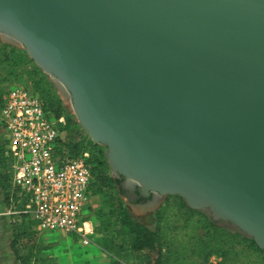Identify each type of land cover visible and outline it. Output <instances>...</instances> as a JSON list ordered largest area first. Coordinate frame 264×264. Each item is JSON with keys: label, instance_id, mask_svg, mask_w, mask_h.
I'll return each mask as SVG.
<instances>
[{"label": "water", "instance_id": "95a60500", "mask_svg": "<svg viewBox=\"0 0 264 264\" xmlns=\"http://www.w3.org/2000/svg\"><path fill=\"white\" fill-rule=\"evenodd\" d=\"M0 36L112 175L264 250V0H0Z\"/></svg>", "mask_w": 264, "mask_h": 264}, {"label": "trees", "instance_id": "16d2710c", "mask_svg": "<svg viewBox=\"0 0 264 264\" xmlns=\"http://www.w3.org/2000/svg\"><path fill=\"white\" fill-rule=\"evenodd\" d=\"M30 63L25 51L0 42V82L4 79V71ZM11 73L7 72L8 75ZM30 89L43 100L46 111L55 118L63 116L61 103L44 78L32 81ZM63 117L65 127L62 130L68 135L75 134L68 126L70 118ZM86 139L74 143L71 137L65 144L71 155L89 148L87 162L92 166L94 175L92 193L98 196L102 191L114 188L116 181L110 176L98 174L97 171L106 165L104 152L99 145ZM4 150L5 144L0 138V185L5 184L8 188L10 171L5 165ZM6 195L8 206V192ZM113 206L107 212L109 218H113L108 249L114 261L109 264H264V250L259 249L251 238L218 225L201 211L189 209L179 196H169L155 211L154 229L136 221L123 205L115 204L114 209ZM29 229V223L22 227L13 224L10 247L16 264H58L51 256L37 254ZM152 253L155 255L151 256ZM212 257L216 258L215 263L209 262Z\"/></svg>", "mask_w": 264, "mask_h": 264}, {"label": "built area", "instance_id": "2783aa9c", "mask_svg": "<svg viewBox=\"0 0 264 264\" xmlns=\"http://www.w3.org/2000/svg\"><path fill=\"white\" fill-rule=\"evenodd\" d=\"M63 127L64 117L46 111L30 88L15 86L2 95L0 138L10 171L6 215L17 226L29 223L37 232L74 235L87 245L94 230L92 220L83 215L93 197L89 148L71 155L66 141L82 138L68 135Z\"/></svg>", "mask_w": 264, "mask_h": 264}, {"label": "rangeland", "instance_id": "374dc122", "mask_svg": "<svg viewBox=\"0 0 264 264\" xmlns=\"http://www.w3.org/2000/svg\"><path fill=\"white\" fill-rule=\"evenodd\" d=\"M0 42L18 50H23L18 44L2 36H0ZM9 71L12 72L10 75L7 74ZM34 71L35 74L33 73ZM7 72H3L4 79L0 82V96L15 86L31 88L32 81L39 77L44 78L45 82L50 86L51 92L57 96L61 103L62 115L70 118L68 126L71 132H75L80 138H85V140H87L86 138L88 135L77 122L69 102L59 94L49 77L32 61L26 66L8 70ZM100 150L104 152L106 165L97 172L98 174L101 173L114 179L115 176L112 175L106 161V148L100 146ZM7 190V185H0V264H16L13 250L10 247L13 224L6 215ZM125 197L124 190L117 188L115 185L114 188L106 189L102 191V194L89 198V203L84 209L83 215L86 216L87 219L92 220L94 230L93 233L88 236L90 242L87 245H81L79 239L74 235H63L58 232L43 233L29 229L38 250L37 254L39 256H51L58 264H109L114 261L108 249L110 247L111 234L113 231V218H109L107 215V212L110 211V206H115V204L123 205L136 221L154 229V213L156 209H159L164 202L168 200L169 196L162 197L161 199L159 198L158 203L149 211L140 210L141 206H130L124 201ZM114 206L112 207L113 209L115 208ZM154 255L155 253L151 254V256ZM216 261L214 257L209 259L210 263H215Z\"/></svg>", "mask_w": 264, "mask_h": 264}, {"label": "flooded vegetation", "instance_id": "af4514ba", "mask_svg": "<svg viewBox=\"0 0 264 264\" xmlns=\"http://www.w3.org/2000/svg\"><path fill=\"white\" fill-rule=\"evenodd\" d=\"M114 180L116 181L117 188L124 190L126 201L130 206L139 207L154 203L157 199L162 197L149 193L148 195H143L141 188L135 184H128L125 178L121 176H115Z\"/></svg>", "mask_w": 264, "mask_h": 264}, {"label": "crops", "instance_id": "0c3cea01", "mask_svg": "<svg viewBox=\"0 0 264 264\" xmlns=\"http://www.w3.org/2000/svg\"><path fill=\"white\" fill-rule=\"evenodd\" d=\"M157 210V209H156ZM155 222V221H154ZM154 226H155V224H154ZM148 227V226H147ZM150 228V227H149ZM151 229V228H150ZM101 250V249H100ZM101 255H102V253H101ZM103 257V256H102ZM99 264H101V263H99Z\"/></svg>", "mask_w": 264, "mask_h": 264}, {"label": "bare ground", "instance_id": "6f19581e", "mask_svg": "<svg viewBox=\"0 0 264 264\" xmlns=\"http://www.w3.org/2000/svg\"><path fill=\"white\" fill-rule=\"evenodd\" d=\"M71 107V106H70Z\"/></svg>", "mask_w": 264, "mask_h": 264}]
</instances>
